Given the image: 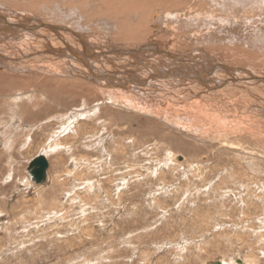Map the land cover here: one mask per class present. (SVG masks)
<instances>
[{
    "label": "rangeland",
    "instance_id": "obj_1",
    "mask_svg": "<svg viewBox=\"0 0 264 264\" xmlns=\"http://www.w3.org/2000/svg\"><path fill=\"white\" fill-rule=\"evenodd\" d=\"M33 1L7 3L4 16L16 11L71 23L91 39L89 46L196 49L230 69L264 74V0H199L190 14L158 18L155 28L152 12L159 9L147 10L145 38L128 37L127 20L115 25V15L96 8ZM184 2L165 10L194 6ZM126 38L138 42L130 46ZM23 51L18 44L5 57L24 60ZM196 60L199 70L208 65L206 56ZM41 74L15 72V84L0 74V85L7 83L13 95L26 92L0 96V264H264V111L255 99L219 80L217 90L204 88L212 95L186 98L176 78L163 89L176 98L163 97L154 84L152 94L143 88L120 94L137 100L136 110L124 101L115 106L111 93L51 94L50 81L30 79ZM22 84L29 86L19 90ZM99 108L106 109L104 118L117 112L119 131L98 121ZM160 108L168 124L154 116ZM40 154L49 166L46 180L36 184L27 166Z\"/></svg>",
    "mask_w": 264,
    "mask_h": 264
},
{
    "label": "bare ground",
    "instance_id": "obj_2",
    "mask_svg": "<svg viewBox=\"0 0 264 264\" xmlns=\"http://www.w3.org/2000/svg\"><path fill=\"white\" fill-rule=\"evenodd\" d=\"M3 1L6 2L0 3V64L3 63L4 65L2 66H4V68L1 69L0 74L5 75V78H8L9 80L11 79L10 82L12 84H15L16 81L14 80L16 79V76L14 75L15 72H25L27 70L44 72L46 75L41 74L40 76H37L40 73H36V77L30 76V79L33 81H50V83L55 85L51 87V94L59 93L62 91L70 93L72 95L76 94V96L80 97L95 95V98L98 96V94L102 95L104 93H111L114 98V100L111 102H114L115 106H124L122 102L124 101L129 102L126 105L129 104L131 107L136 108L137 105H139L137 100L128 97L127 101L126 99H122L120 94L133 96L130 94H137L138 90L142 88L147 94H152L149 88H151L154 84V87H157V90L159 89L160 94L163 97H167L170 95V97L173 98L174 95L176 98V96L179 97V95L175 94L174 91L167 92L163 89H167L166 86L173 88L175 86V81H178L176 80V78H179L181 79V82L185 84V88L183 91L185 93L183 97L192 98L198 95H212L211 93H208V90H204V88L207 86V89L215 88V90H217L218 86L216 81L219 80L220 84L221 82H223L228 85L230 89H236L242 92L244 95L246 93V97H252V99H255L256 103L260 107V110L264 111V74L230 69L228 68V66H225L220 62L218 64V61L212 59L207 54V52L196 49H189L187 51L170 54L167 50H165V46L164 49H158L152 46L150 48H146L145 46L139 47L134 51H122L121 49L118 52H116V50L100 47L98 45H91V47L87 42V39L91 40L87 37V34H84V36H82L81 33L76 30V27L74 28L69 21L68 22L70 24H55L51 22L45 23L42 22L43 20L41 21L38 17L34 16V14H24L18 13L16 11H7L9 15L7 16V18L4 16L6 15V13L3 11L4 9H7L4 5H6L7 3L9 4L15 2L19 5L26 4L27 6H29V4L34 3L33 0H15L13 2H11L12 0ZM65 1V3L67 4L66 6L68 7H66L67 9H71V7H73L72 5H75L81 7L83 11L88 9L91 11L92 9L96 8L106 14H113L116 18V20H114L115 25H119L123 22V20H127L131 26L130 29L132 35H129L125 32L124 33L128 37H134V35L137 34L144 38L146 37V34L142 30H146L147 27L146 25L143 26L141 21L142 18L145 17V15H142V13H145V11L159 9L158 12H152V15H155L154 17H156L154 21L157 22L152 23L151 27L155 28L159 27V25L161 26V22L158 18L167 16L168 18H171V20H173L175 18V15H188L190 14L188 11H192L193 9H195L199 3V0H194V6L191 9L179 8L180 10H178V12H172L165 9L178 6L182 7L185 5L184 0ZM92 2L94 3L92 4ZM122 4L128 5L126 9L122 10L125 13H122L120 11L122 8ZM56 6H59V4ZM78 7L73 8L75 10V8ZM70 12L74 11L71 10ZM137 12L141 13L137 16ZM131 13L136 18L134 19V21ZM72 15L74 14H71L69 16L72 17ZM21 20H23L24 22H20ZM84 26L86 27L85 24ZM153 28L151 29L154 30ZM159 30L157 31L159 32ZM120 33V37H122L123 31H121ZM9 41L10 45L7 47L6 45H8ZM126 42L129 43L130 46H134L138 41L131 38H126ZM18 44H21L24 49L23 56L25 59H13V54H10V56L6 58L5 53L15 48V46ZM145 49H150L151 54L148 56L143 54ZM157 53L165 55L167 59L161 60L157 56ZM125 54L127 56H124ZM36 56H38L37 58L40 60L33 61L32 59ZM205 56L208 65L202 67V70H199V64L195 65V63H197L195 61H197L196 59L198 57L204 58ZM176 63L181 64L177 66ZM72 74H76L78 78L72 79V77H70L72 76ZM50 75L51 78H48ZM214 80L215 82H213ZM24 84H22V88L19 87V90L26 89L24 87L29 86V84ZM32 88L33 87H31V89ZM255 89L262 90L261 94L257 93ZM90 90H92V92ZM127 92H129L130 94ZM19 93L13 95L11 89L9 90L7 83H1L0 85V96L19 97L26 92H22L20 94ZM39 93L43 95V98H45L44 96L47 95L43 91ZM50 99L51 101H54L52 98ZM118 101L120 103H118ZM192 102L193 101H191V103ZM87 104L88 102H83L84 106H86ZM203 105L204 103H202V106ZM26 108L27 106L23 109V111ZM99 109L100 112H98V121L102 124L107 125L106 121L108 120L110 125H114V127H116V130H118L117 128L119 127L122 119L118 118L119 115L117 114V112L112 113V115L110 114L108 115V117L104 118L103 114L106 113V109ZM86 110L87 108L85 109V111ZM179 110H181V108ZM161 112H163V110L160 108L157 111V114H155L154 116L168 124L171 118L169 120L165 119L161 115ZM61 114L62 113L55 114L56 116L54 118L58 117L60 119ZM65 117H68L65 122L69 126L72 121L71 119L69 120L70 115L66 113ZM180 123H182V121L178 122V124ZM61 128L62 130H64L63 126L59 125L58 131ZM155 131V134H160L157 129H155Z\"/></svg>",
    "mask_w": 264,
    "mask_h": 264
},
{
    "label": "water",
    "instance_id": "obj_3",
    "mask_svg": "<svg viewBox=\"0 0 264 264\" xmlns=\"http://www.w3.org/2000/svg\"><path fill=\"white\" fill-rule=\"evenodd\" d=\"M49 163L44 155L40 154L30 160L27 166L30 179L36 184H41L46 180ZM210 264H220L219 261Z\"/></svg>",
    "mask_w": 264,
    "mask_h": 264
}]
</instances>
